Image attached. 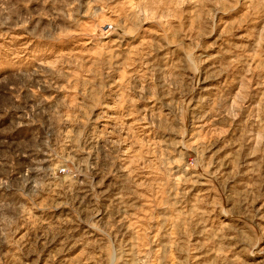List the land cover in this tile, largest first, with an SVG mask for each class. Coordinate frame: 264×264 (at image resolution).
<instances>
[{
  "label": "clouds",
  "instance_id": "1",
  "mask_svg": "<svg viewBox=\"0 0 264 264\" xmlns=\"http://www.w3.org/2000/svg\"><path fill=\"white\" fill-rule=\"evenodd\" d=\"M262 244L264 0H0V264Z\"/></svg>",
  "mask_w": 264,
  "mask_h": 264
},
{
  "label": "rangeland",
  "instance_id": "2",
  "mask_svg": "<svg viewBox=\"0 0 264 264\" xmlns=\"http://www.w3.org/2000/svg\"><path fill=\"white\" fill-rule=\"evenodd\" d=\"M211 39H215V37L210 38L209 42H211ZM213 51H215V50H213ZM208 83L209 84H213L215 82L210 80ZM261 247H264V244H262ZM247 259L249 261V264H254V261L264 259V256H259L258 255V256H255V257H247Z\"/></svg>",
  "mask_w": 264,
  "mask_h": 264
}]
</instances>
